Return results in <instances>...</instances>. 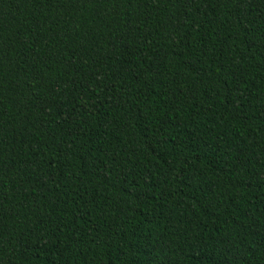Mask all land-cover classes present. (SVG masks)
<instances>
[{"label": "trees", "instance_id": "obj_1", "mask_svg": "<svg viewBox=\"0 0 264 264\" xmlns=\"http://www.w3.org/2000/svg\"><path fill=\"white\" fill-rule=\"evenodd\" d=\"M0 264H264V0H0Z\"/></svg>", "mask_w": 264, "mask_h": 264}]
</instances>
